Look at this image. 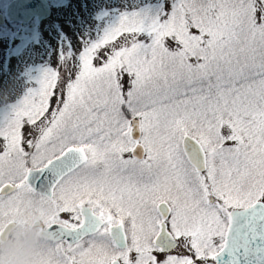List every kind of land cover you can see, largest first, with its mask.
<instances>
[{"label": "snow or ice", "instance_id": "snow-or-ice-1", "mask_svg": "<svg viewBox=\"0 0 264 264\" xmlns=\"http://www.w3.org/2000/svg\"><path fill=\"white\" fill-rule=\"evenodd\" d=\"M106 15L0 108V221L46 214L37 264H264V0Z\"/></svg>", "mask_w": 264, "mask_h": 264}, {"label": "rangeland", "instance_id": "rangeland-1", "mask_svg": "<svg viewBox=\"0 0 264 264\" xmlns=\"http://www.w3.org/2000/svg\"><path fill=\"white\" fill-rule=\"evenodd\" d=\"M125 2L131 0H50L48 20L20 27L22 35L14 37L17 39L7 37L10 36L7 33L15 32L11 29L1 33L0 108L17 103L30 88L37 86L35 80L43 70L52 68L67 79V65L75 73L72 65L76 56L84 45L95 42L106 27V11L112 6L122 8ZM70 51L75 54L73 60L61 62L60 55ZM62 218L70 219L66 213Z\"/></svg>", "mask_w": 264, "mask_h": 264}, {"label": "clouds", "instance_id": "clouds-1", "mask_svg": "<svg viewBox=\"0 0 264 264\" xmlns=\"http://www.w3.org/2000/svg\"><path fill=\"white\" fill-rule=\"evenodd\" d=\"M50 242L46 214L32 212L0 221V264H37Z\"/></svg>", "mask_w": 264, "mask_h": 264}, {"label": "water", "instance_id": "water-1", "mask_svg": "<svg viewBox=\"0 0 264 264\" xmlns=\"http://www.w3.org/2000/svg\"><path fill=\"white\" fill-rule=\"evenodd\" d=\"M7 13L5 15L8 22L12 20L21 19L20 23H28L32 18L38 22H42L49 18L51 12L46 0H15L7 6ZM22 15L24 18H18ZM4 17L0 16V25ZM2 21V22H1Z\"/></svg>", "mask_w": 264, "mask_h": 264}, {"label": "bare ground", "instance_id": "bare-ground-1", "mask_svg": "<svg viewBox=\"0 0 264 264\" xmlns=\"http://www.w3.org/2000/svg\"><path fill=\"white\" fill-rule=\"evenodd\" d=\"M9 4H10V3H9ZM9 4H8V5H9ZM8 5H7V6H8ZM7 6H6V8H7ZM6 8H5L4 13H1V12H0V16L2 15L5 19H6L5 15H6V13H7V9H6ZM18 18H23V20H24L25 17H23L22 15L19 14ZM20 20H21V19H15V20H12L11 23H12V24H16V25H20V26H23V25H29V24H31V23H33V22L36 23V22H35V18H32V19L30 20V22H28V23H20ZM6 21H8V19H7ZM36 24H37V23H36Z\"/></svg>", "mask_w": 264, "mask_h": 264}, {"label": "flooded vegetation", "instance_id": "flooded-vegetation-1", "mask_svg": "<svg viewBox=\"0 0 264 264\" xmlns=\"http://www.w3.org/2000/svg\"><path fill=\"white\" fill-rule=\"evenodd\" d=\"M13 1L14 0H0V12L4 13L6 6ZM5 26H7V24H5Z\"/></svg>", "mask_w": 264, "mask_h": 264}]
</instances>
